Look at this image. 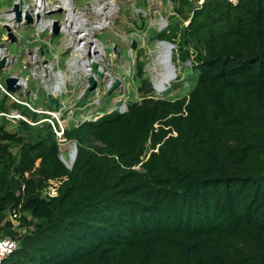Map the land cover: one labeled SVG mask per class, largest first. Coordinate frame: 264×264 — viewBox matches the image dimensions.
<instances>
[{
    "label": "trees",
    "instance_id": "1",
    "mask_svg": "<svg viewBox=\"0 0 264 264\" xmlns=\"http://www.w3.org/2000/svg\"><path fill=\"white\" fill-rule=\"evenodd\" d=\"M173 1L188 22L150 37L189 87L154 97L137 60L140 100L63 128L71 168L55 119L12 102L29 122H0V237L18 239L0 264H264V0Z\"/></svg>",
    "mask_w": 264,
    "mask_h": 264
},
{
    "label": "rangeland",
    "instance_id": "2",
    "mask_svg": "<svg viewBox=\"0 0 264 264\" xmlns=\"http://www.w3.org/2000/svg\"><path fill=\"white\" fill-rule=\"evenodd\" d=\"M13 1L14 0H0V11H4L11 7ZM71 1H73V6L78 9L80 15L84 14L83 16L87 20L88 26L101 20L102 16L100 15V12L102 10V12H105L109 9L108 7H110V12L106 15L108 19H105L107 23L106 26L94 30L90 36L87 35L88 40L92 42V44L87 43V47L95 46V41L102 44V55L104 57L102 56L98 63L103 70H105L106 74L102 80H98V88L95 91L90 92L88 97L81 100L85 101L81 106H76L75 104L77 96L82 92L86 85V74L82 70H77L72 73L70 67H68L69 63L67 61L72 57V52L68 43L69 37L65 33L60 32L57 36H51L50 31L37 33L36 27L34 26H20L18 34H16L17 40L15 42H3L2 37L4 35V29L0 26V43L5 44L9 54L12 55L13 71H22L21 73H18L19 76L27 78L29 75L28 73L30 69H21L23 62L28 63L29 59H31V55L35 52L37 54H41V52L43 53V56H37V59L40 60L36 62V64L44 69L45 79H41V76L38 75L34 78L29 77V79H27L28 88L19 94L20 100H26L29 99L28 90L37 92V98L33 100L35 104L34 106L37 109L45 111V113L37 112V114H46V112L49 111L46 107V93L50 91L47 88V85L51 88L57 81L54 76V71H61L65 75V85L62 90L60 92H53V94L59 97L61 102V107L59 111L56 112V120L58 121L57 124L62 128L72 121L78 122V118L73 117V114L76 111L79 113V117L91 118V116H94V118H96L100 115L98 114L100 108H104L110 112L114 109H119L122 103L126 104V102L130 100H140L142 92L138 90L139 83L135 76L137 60L144 61L143 66L145 75L148 77L150 86L152 87L151 94L154 97L174 98L185 93V90L189 86L184 81V77L187 76V66L190 64V61H182L177 55L172 60V54L171 61L175 66L176 77L170 82L167 89L164 91H157V89L154 88L152 77L159 71L160 67L158 66L160 65L156 61L158 39H152L150 34L153 30L158 31L159 29L165 28L168 24V20L172 17L179 22L186 24L188 18L185 19L184 16L190 15L188 11L184 10L182 17L177 16L173 8L175 4V1L173 0ZM202 1L203 0H198L196 3L200 4ZM107 5L109 6L107 7ZM98 6H102L100 11H97ZM65 17L66 16L62 13L60 16H56L60 23L64 22ZM78 32L80 31H77L75 32V35L74 33L72 35L74 42L77 41L76 35L79 34ZM132 41L135 42V48H132ZM175 50L176 47L174 48V52ZM92 54V51L89 55L86 53V57L93 58L94 54ZM34 67L35 65L32 64V69H34ZM121 70L125 71L126 74L121 78L120 86L109 94L111 95L110 98H107L106 96L109 95L105 94L106 84L111 76H118V72ZM8 74L7 71L0 72V80L3 84L4 79ZM45 81L47 84H45ZM180 82H182V86L177 85ZM2 100L3 95L0 94V103ZM12 102L13 101L10 99L5 100L2 104L4 109H0V113H2V111L11 113L16 110L21 115L25 116L20 107L13 106ZM1 116L2 115L0 114V122L4 123L8 130L13 131L15 129V124L6 116H4L5 119H1ZM59 141L61 155H66L65 157L68 158L72 143L70 141H64L62 136H60ZM11 150L14 152L16 147H11ZM53 184L57 185L56 182H53ZM43 194L54 195L56 194V190L49 187ZM8 218L13 224V229L15 231L18 233L24 231L23 226L14 217L9 216Z\"/></svg>",
    "mask_w": 264,
    "mask_h": 264
},
{
    "label": "built area",
    "instance_id": "3",
    "mask_svg": "<svg viewBox=\"0 0 264 264\" xmlns=\"http://www.w3.org/2000/svg\"><path fill=\"white\" fill-rule=\"evenodd\" d=\"M18 1L20 4V9H21V22L20 24L17 26V31L16 33L18 34L19 28L20 26H26L27 24L24 21V12L28 11L32 17H33V22L29 25V26H34L36 27L37 33H42L44 31L49 32L51 34V28H52V23L54 20H58L56 18V16H60L61 13L63 15H66V11L61 7L60 2L58 0H14L13 2ZM57 1V2H55ZM11 7H9L8 9H5L4 11H0V26L4 23L9 24L10 26H12L13 28L15 27L16 23L14 21V13L13 11L10 10ZM58 8H61V11H56ZM49 12H52L51 14H48ZM39 15V19L38 21H36V15ZM66 18V17H65ZM59 21V20H58ZM60 23V21H59ZM64 23V22H63ZM63 23H60V32H61V27L63 25ZM3 42H8L7 38L5 36V34L3 35ZM38 50V49H37ZM43 56V53H34L32 54L30 57L31 59H29L28 63H22L21 69H30L29 70V75L27 78H24L23 76H19L18 73L21 72H17V71H13V67H12V55L9 54L8 49L6 48L5 44L3 47H0V58L5 56L6 60H7V64L5 65V71H7L9 74L8 75H14L19 77V82L22 85V91L26 90L28 88V83H27V79H29V77L34 78L37 75L41 76V79H45V72L43 68H40L36 62H38L39 60L37 59V56ZM26 62V61H25ZM32 64L35 65L34 69H32ZM102 68V67H101ZM89 72V69H88ZM87 74V73H85ZM114 77H110L108 83L113 79ZM98 87H96L97 89ZM95 89V90H96ZM94 90V91H95ZM27 92H29V99L26 100H20V95L19 93H12L10 91H8L5 87V85L2 83V81L0 80V94H5L9 97L10 100L14 101V102H18L20 104L26 105L30 110L34 111V112H40V113H45L44 110L42 109H37L34 105L33 100H35L37 98V92L33 91V90H28ZM55 92H60V91H55ZM60 109V108H59ZM55 110V111H48L46 112V114H49L51 116V119L47 120L54 126V123L52 121V118L55 119V121L58 123L57 116H56V112L59 111ZM119 112H124L126 110V104L122 103L121 107L118 109ZM2 116H6L7 118H9V120L12 123H16L19 120H27V118L24 115H21L19 112H17L16 110L14 112L11 113H6V112H2L0 113ZM85 119H90V118H85ZM29 122V120H27ZM58 129L57 130L55 128V132L56 135L58 137V139L60 140V136H62V132H63V128L61 126L58 125ZM18 245V239L16 237H0V262L1 260H3L4 258L8 257L10 254H12L14 252V250L16 249Z\"/></svg>",
    "mask_w": 264,
    "mask_h": 264
},
{
    "label": "bare ground",
    "instance_id": "4",
    "mask_svg": "<svg viewBox=\"0 0 264 264\" xmlns=\"http://www.w3.org/2000/svg\"><path fill=\"white\" fill-rule=\"evenodd\" d=\"M58 1L60 2L61 7L66 11V15H65L66 18L64 19V23L61 27V32L65 33L69 37L68 43H69V47H71L72 57H70L67 61L69 63L68 67H70V70L72 73L76 72L77 70H82L84 73H87L88 72V62H90L91 60H95L98 62L103 56L102 55L103 48L100 42L93 41L96 45L93 47H87V43L92 44V42L88 40L87 35L90 36V34L94 32V30H97V29H100L106 26L107 23L105 19L107 18L106 17L107 13L110 12L109 11L110 7H108L109 5H107L109 9H107V11L105 12H102L103 10L100 12V15L102 16L101 20H98L95 23L88 26L87 20L83 16L84 14L80 15V13L78 12V9H76L73 6V1L71 0H58ZM101 7L102 6H98L97 11H100ZM95 8H94V11H95ZM77 31H80V32H78L79 34L76 35L77 41L74 42L72 39V35L73 33L75 35V32ZM157 48L158 49L156 51L157 52L156 61L160 65L158 66L160 68H159V71L155 75H153L152 80H153L154 88L157 89V91H164L165 89H167V86L176 76H173V74L171 73V67L167 60L168 58L167 53L169 51L168 46L165 44L158 43ZM91 51L94 54V55L92 54L93 58L86 57V53L89 55ZM153 66L156 67L155 65ZM54 76L57 79L56 83L51 88L49 85H47V88L51 92L61 91L65 85V81H64L65 75L61 71H54ZM45 84H47L46 81H45ZM65 156H63L65 162L67 163V165H70L72 158H73V146L70 149L68 158Z\"/></svg>",
    "mask_w": 264,
    "mask_h": 264
},
{
    "label": "water",
    "instance_id": "5",
    "mask_svg": "<svg viewBox=\"0 0 264 264\" xmlns=\"http://www.w3.org/2000/svg\"><path fill=\"white\" fill-rule=\"evenodd\" d=\"M11 11H13L14 13V21L16 23L15 27L13 28L12 26H10L9 24H2L1 27L4 29V34L7 38V41L9 42H15L17 40V36H16V31H17V26L20 24L21 22V9H20V4L18 1L13 2L10 8ZM56 11H61V8H58ZM52 12H49L48 14H51ZM39 19V15H36V21H38ZM24 21L27 24L26 26L28 27L32 22H33V17L32 15L28 12L25 11L24 12ZM182 23V22H181ZM60 33V23L58 20H54L52 23V28H51V36H57ZM158 43L160 44H165L168 46L169 51L167 53V60L170 64L171 67V73L173 74V76H176V71H175V66L171 61V54H172V49L175 47V45L167 40H158ZM132 48H135V42L132 41L131 42ZM4 44L0 43V47H3ZM7 64V60L6 57L3 56L0 58V72L5 71V65ZM88 69L89 72H87L86 74V85L84 87V89L82 90V92L77 96L76 98V103L80 102L82 99H84L90 92H93L96 87H97V83L98 80H102L104 75L106 74L105 70H103L101 68V65L95 61V60H91L90 62H88ZM126 72L125 71H119L118 72V76H115L109 83L106 84V90H105V94L109 95L111 94L116 88H118L121 84V78H123L125 76ZM4 85L6 87V89L12 93H22V85L19 82V77L14 76V75H8L7 77H5L4 79ZM46 99L48 102V105L50 108L53 109H58L59 106L61 105V102L59 100V97L56 96L55 94H53V92L49 91L46 93ZM72 146H73V158L71 161L70 165H67V163L65 162L63 156L60 154L59 158L60 160L68 167L71 168L75 156H76V143L73 141L71 142ZM69 156V155H68Z\"/></svg>",
    "mask_w": 264,
    "mask_h": 264
},
{
    "label": "crops",
    "instance_id": "6",
    "mask_svg": "<svg viewBox=\"0 0 264 264\" xmlns=\"http://www.w3.org/2000/svg\"><path fill=\"white\" fill-rule=\"evenodd\" d=\"M24 27V26H23ZM25 27H27V26H25Z\"/></svg>",
    "mask_w": 264,
    "mask_h": 264
}]
</instances>
